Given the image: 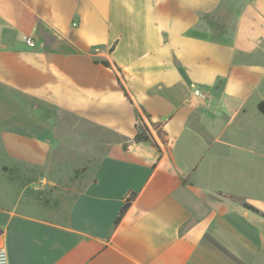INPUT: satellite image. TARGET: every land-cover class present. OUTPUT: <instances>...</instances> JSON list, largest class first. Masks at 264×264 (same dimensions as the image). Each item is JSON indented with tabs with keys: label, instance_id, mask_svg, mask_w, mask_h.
<instances>
[{
	"label": "crops",
	"instance_id": "1",
	"mask_svg": "<svg viewBox=\"0 0 264 264\" xmlns=\"http://www.w3.org/2000/svg\"><path fill=\"white\" fill-rule=\"evenodd\" d=\"M262 101L264 0H0L10 264H264Z\"/></svg>",
	"mask_w": 264,
	"mask_h": 264
},
{
	"label": "trees",
	"instance_id": "2",
	"mask_svg": "<svg viewBox=\"0 0 264 264\" xmlns=\"http://www.w3.org/2000/svg\"><path fill=\"white\" fill-rule=\"evenodd\" d=\"M102 64H104L105 66H111L110 62L109 61H106V60H103L102 61ZM120 81V86L122 88V90L124 91L125 93V96L131 101V98L125 88V86L122 84L121 80ZM259 110L264 113V101L260 102L259 103ZM138 118H139V126H138V132L136 133L134 139L135 141L137 142H140V141H150L152 143V145L156 146V147H159L153 134L151 133V130H150V127L149 125L147 124V122L144 120V118L142 117V115L139 113L138 114ZM152 126H154L157 131H158V134L162 137L163 136V130L159 127V124H156V123H152ZM5 170H7V168H5ZM76 174H78V171L76 172ZM136 196V193L135 192H132L125 200L123 206L121 207L120 209V212H119V215L115 221V224L117 225L122 217L124 216V214L126 213V211L128 210V208L130 207L133 199L135 198ZM224 196L228 197L229 199L231 200H234V201H237L239 202L244 208L254 212V213H257L261 216L264 217V213L261 212L257 207L249 204L248 202H246L241 196H238V195H234V194H229V195H225ZM46 203L49 202L48 200L45 201Z\"/></svg>",
	"mask_w": 264,
	"mask_h": 264
},
{
	"label": "rangeland",
	"instance_id": "3",
	"mask_svg": "<svg viewBox=\"0 0 264 264\" xmlns=\"http://www.w3.org/2000/svg\"><path fill=\"white\" fill-rule=\"evenodd\" d=\"M70 158L67 157H63L60 160L61 164L67 165L69 164ZM23 183L24 184H29L28 188L26 189L28 195H32L42 201H56L58 200V193L60 191H63L65 189V187L68 189V192H72L73 191V187L75 185L74 180H71V183H66V184H62V185H53V186H42L41 182H39V177L37 174H29V175H25L23 178ZM64 192V191H63Z\"/></svg>",
	"mask_w": 264,
	"mask_h": 264
},
{
	"label": "built area",
	"instance_id": "4",
	"mask_svg": "<svg viewBox=\"0 0 264 264\" xmlns=\"http://www.w3.org/2000/svg\"><path fill=\"white\" fill-rule=\"evenodd\" d=\"M26 42L30 47L36 46V42L31 37H28ZM195 94L199 97L204 96V94L198 89L195 90ZM0 264H10L8 250L5 246H0Z\"/></svg>",
	"mask_w": 264,
	"mask_h": 264
}]
</instances>
